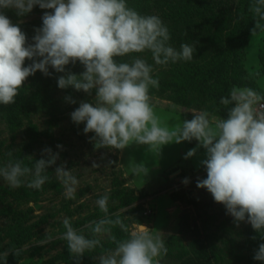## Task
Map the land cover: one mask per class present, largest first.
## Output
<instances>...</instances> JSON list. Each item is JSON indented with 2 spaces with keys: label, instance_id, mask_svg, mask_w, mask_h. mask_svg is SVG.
I'll return each mask as SVG.
<instances>
[{
  "label": "clouds",
  "instance_id": "clouds-1",
  "mask_svg": "<svg viewBox=\"0 0 264 264\" xmlns=\"http://www.w3.org/2000/svg\"><path fill=\"white\" fill-rule=\"evenodd\" d=\"M35 6L46 11L42 27L35 29L29 44L19 23H13L6 11L24 17ZM248 10L255 21L251 35L264 32V0H254ZM170 39L159 16L141 15L126 0H0V105L14 104L28 77L37 71L51 76L50 66L63 74L57 78L60 89L71 87L90 97L95 92L91 102L81 101L70 114L77 125L84 123L85 134L94 133L90 142L95 148L122 151L139 145L160 154L165 145L197 141L184 157L195 156L201 147L206 150L201 164L207 178L198 179L197 187L207 189L215 202L223 204L237 227L246 221L264 239V94L249 87H233L220 99L227 109L226 119L207 110H193L192 119L169 127L157 115L150 95L151 89L159 87V77L154 78L153 64L138 54L150 52L157 66L193 60L195 44L182 43L177 50ZM26 60L31 61L28 66ZM77 62L84 68L81 73L66 70ZM65 100L76 103L71 96ZM57 147L62 149V145ZM42 155L47 158L35 160L32 167L23 160H9L0 167V177L18 188L23 178L31 176L27 186L41 189L49 180L47 169L56 165L59 153L45 148ZM132 171L147 176L149 168L141 162ZM54 173L65 197L74 200L77 178L64 163L56 166ZM182 182L186 185L189 181L185 178ZM108 203L107 194L96 201L104 216L85 225L90 236L83 234L84 229L77 231L69 219L63 220L62 238L74 264H80L86 252L103 249L101 238L105 235L115 247L103 250L99 264H161L168 252L164 239L141 223L130 229L119 213L109 215ZM117 226L126 238L111 235ZM21 251L8 248L0 252V264H7L10 254L19 256ZM253 258L264 262V243Z\"/></svg>",
  "mask_w": 264,
  "mask_h": 264
},
{
  "label": "rangeland",
  "instance_id": "rangeland-1",
  "mask_svg": "<svg viewBox=\"0 0 264 264\" xmlns=\"http://www.w3.org/2000/svg\"><path fill=\"white\" fill-rule=\"evenodd\" d=\"M253 2L143 0L142 12L161 18L169 29V43L174 48L179 50L182 43L196 45L193 60L169 63L167 66L155 65L150 52L138 54L153 64L154 78L159 77V87L151 89L150 95L157 115L169 127L192 119L193 110H207L226 119L227 109L220 104V99L228 96L233 87L250 88L235 77L232 70L235 54L232 43L238 13ZM44 11L35 6L24 17H17L14 10H7L6 15L13 23H19L27 42L31 44L36 35L35 29L42 27ZM171 17H179L177 25L169 20ZM262 52L264 32L258 30L255 36H250L248 59L243 65L248 72L253 74L260 70L259 55ZM30 63L26 60L25 66ZM66 70L79 74L84 68L77 62L66 66ZM49 72L51 76L42 74L51 82L49 95L53 97L52 106L34 110L28 119H23L14 134L0 115V167L9 160L15 162L20 159V156L15 158L13 155L7 158L9 152L31 156L33 161L26 164L29 167L34 165L35 159L47 158L42 155L45 148L59 153L56 165L47 169L49 180L39 190L27 186L31 176L23 178L24 183L18 188L10 187L0 177V252L8 248L22 249L19 256L10 254L7 264H74L62 238L65 232L63 220L69 219L77 231L84 229L83 234L90 236V230L85 225L103 218L96 201L105 194L109 196V215L119 213L130 229L138 223L146 225L154 235L159 234L164 239L166 247L180 232L184 214L191 215L197 208L209 214L222 213L209 206L214 199L207 189L197 187L198 179L207 178L206 168L201 164L206 158V150L201 147L195 156L184 158L189 150L197 146V141L165 145L160 154L139 145H131L122 151L97 149L90 142L94 133L85 134L84 123L77 125L70 115L81 101L91 102L95 92L90 97L71 87L60 89L57 78L63 74L56 73L50 66ZM28 80L25 82L29 88L27 93L34 94L36 87L31 86ZM259 84L264 89V77ZM66 96H71L76 103L67 102ZM32 124L39 132L37 140L32 137ZM57 145H62V149ZM141 162L149 168L147 176L132 171ZM61 163L79 181L74 200L65 197L64 187L54 173L55 167ZM185 178L189 181L186 185L182 182ZM176 197L180 200L176 201ZM37 205H41L40 209L36 208ZM224 212L227 213L226 210ZM232 219L230 214H226L219 218V222L223 220L232 225L235 224L229 222ZM245 223L239 224L238 229ZM206 225L203 227L201 224V233L217 237L212 241L205 240L202 246L207 247L204 250H179L169 259L163 256L161 264H202L199 255L205 254L206 250L209 255H216L215 261L220 258L227 260V264H244L241 259L251 257L259 244L264 243L258 234L253 235L255 239L248 235L237 237L239 231L222 233L214 229V225ZM111 235L117 239L127 236L118 226L112 229ZM101 242L103 249L98 247L91 253L86 252L80 264H99L98 256L103 250L115 247L108 235L103 236Z\"/></svg>",
  "mask_w": 264,
  "mask_h": 264
},
{
  "label": "trees",
  "instance_id": "trees-1",
  "mask_svg": "<svg viewBox=\"0 0 264 264\" xmlns=\"http://www.w3.org/2000/svg\"><path fill=\"white\" fill-rule=\"evenodd\" d=\"M126 3L128 6L134 8L141 15H146V13L142 12V5L144 4L143 0H126ZM248 8L249 6L244 11L238 13V19L235 24V31L233 33L234 37L232 43V48L235 54L232 70L235 74V77L242 80V82L250 86V88H253L256 91L264 94V89L259 84V80L264 77V52L259 55V63L261 66L260 70L258 69L252 74L248 72L247 69H245L243 66L248 59V47L250 45L251 29L255 25L253 14L248 10ZM178 18L179 17H171V19L169 18V20L177 25ZM28 78L29 84L31 83V86L34 85V87H36L34 94L27 93L29 91V88L25 85L20 90V94L16 97L14 104L7 106L0 105V115H2L3 118L10 125L11 132H13V134L17 128H20V123L23 121V119H28L29 115L34 110L49 108L53 105V97L52 95H49L51 93L49 90L52 88L50 80L44 79L45 77L40 71H37L33 76H30ZM31 128L34 131V135L32 137L34 140H37V135H39L37 127L33 126L32 124ZM12 155L15 158L20 156L19 160H23L25 165L30 164L33 161L32 159L25 158L28 156L25 153L13 152ZM175 200L177 201L180 199L176 197ZM218 204L219 209H217ZM209 206L212 207L215 211L221 210L222 213L220 215H218V212L209 214L206 210L197 208L192 211L191 215L184 214V216L181 218L180 232L175 235L168 244V252L166 255V259H169L171 255H175L176 251L179 250L186 251L191 249L194 251L196 248H198L199 251L200 249L204 250V248L207 247L202 246L203 244H205V240L212 241L215 236L217 237V235L209 236V234L205 235L201 233V227L207 226L206 224L208 223L209 225H214V229H217L222 233L239 231L237 237H243L245 235H248L249 237L253 238V235L256 234L260 236V234L257 233L249 223H245L244 226L238 229L239 227H237L236 224L231 225L228 223L227 225L226 222H224L223 220L219 222V218H223L227 214L224 212L226 208L223 204L213 201L209 204ZM229 222H234V219ZM242 223L243 222H240L241 225ZM187 241L188 243L186 244ZM210 249L212 250L213 247L211 246ZM215 256L216 255L214 253L213 255H209L208 250H206L205 254L200 253L199 258L200 260H202V264H221V262L222 264H227L225 263L227 261H225V259L219 258L218 261H215ZM253 257L254 254L251 257H244L243 259H241V262H244V264H264V262L257 261Z\"/></svg>",
  "mask_w": 264,
  "mask_h": 264
},
{
  "label": "water",
  "instance_id": "water-1",
  "mask_svg": "<svg viewBox=\"0 0 264 264\" xmlns=\"http://www.w3.org/2000/svg\"><path fill=\"white\" fill-rule=\"evenodd\" d=\"M40 207H41V205H37V207H36V208H37V209H40Z\"/></svg>",
  "mask_w": 264,
  "mask_h": 264
}]
</instances>
